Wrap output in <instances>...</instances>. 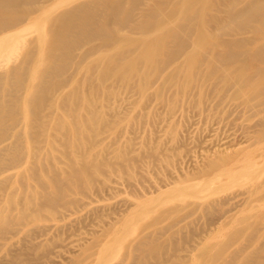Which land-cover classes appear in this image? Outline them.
I'll use <instances>...</instances> for the list:
<instances>
[{
  "label": "rangeland",
  "instance_id": "obj_1",
  "mask_svg": "<svg viewBox=\"0 0 264 264\" xmlns=\"http://www.w3.org/2000/svg\"><path fill=\"white\" fill-rule=\"evenodd\" d=\"M131 1L53 0L0 35V264H264V57L248 59L246 85L223 82L237 65L223 61L166 83L143 43L191 0H157L176 20L129 33ZM211 3L190 5L192 25L243 5ZM247 24L220 40L251 56L264 16Z\"/></svg>",
  "mask_w": 264,
  "mask_h": 264
},
{
  "label": "bare ground",
  "instance_id": "obj_2",
  "mask_svg": "<svg viewBox=\"0 0 264 264\" xmlns=\"http://www.w3.org/2000/svg\"><path fill=\"white\" fill-rule=\"evenodd\" d=\"M52 1L53 0H0V11L3 12V14L6 17L3 20V22L1 23L0 35L5 33L6 31H9V30H12V29H16L18 27H21V26H24L26 24H29V23L33 22L35 20L36 16L38 14H40V13H43L47 9V6ZM132 1H133V3L135 5H139V6L138 7H134V4L133 3H132L133 5L131 4L133 6V8H134V11H136V13L133 14V16H130L129 13L126 12V14L129 15V17H130V18L128 17L129 20L127 22H124V24H123L124 25L123 27H125L126 30H127L126 32L132 33V31L139 30V29L140 30H145V31L157 30V29H160L161 27H163L165 24H167L170 21L175 19L174 18L176 16V12L175 11H172V12H169V13L165 14V13H163L160 10H153L157 0H132ZM203 1H208L210 3L211 2L213 3V1L214 2H216V1L220 2L222 0H191V2L188 5L189 6V10L187 9L186 12H184V14L181 15L180 18L178 17V21L179 22L175 26H172L165 35H161V36H159L156 39V41H155L156 44L154 45V47H153V45H151L150 43H147L146 41L143 43V44H145L144 46L146 47L145 50L149 49V51L152 53V59L153 60L151 61V64H150L151 70L153 68L155 73L156 74L158 73L160 75L165 69L167 70L168 68H171L169 74L167 75V82H166V83H170L173 80L177 81V78L180 77V74L183 73L184 71L187 72V73L185 72L187 75H189V76L193 75L194 76L196 74L197 69L203 64L208 65L209 68L210 67H214L215 70H216L218 68H221L220 67L221 61H223V65L229 64V63H236L237 65L234 68L235 69V71H234L235 74L224 72L223 73V76H224L223 82H225V83H230L231 82L232 83L234 81L235 82L238 81V82L243 83V84L246 85L247 80L250 77L248 75V73L246 72L247 71V68H246L247 67V65H246L247 61H248L249 58H252V57L254 59H258L259 57H264V49L258 50L254 54H251V56H250V53H248V52H241V51L236 52V51H234V48L232 49V46L235 47V46L239 45V43L228 42V41L227 42H223L220 39L222 38L223 35L233 36L231 31L232 32H236L237 31V33L243 31L248 26L247 23H249L250 21H252L255 18L259 19L261 16H264V0H256V1H254V0L253 1H249V0H228V2H231V4L238 5L240 3H243V5L238 10H232V9L220 10V9L217 8V9H215V11L218 12V13H222L223 14L222 16L213 17L211 22H209L207 20H204V18H201L202 20L198 23V25L196 24V26H194V25L191 24V21L193 19L192 18L193 16L191 17V15L192 14H196V13H195V11L190 10V8H191L190 5H192V8H194V6L199 7L200 6L199 4H201ZM30 7H33V8H30ZM110 7H111V9L113 8L112 6H110ZM110 7H107V8H110ZM130 7H129V10H131L130 11V14H131V13H133L132 12L133 9H132V7L130 9ZM30 10H33V11L30 13ZM109 12H111V10ZM62 14L61 13H57L56 17L58 18V16H59V19H60L62 17L61 16ZM202 14H203V12H202ZM30 15L31 16L33 15V18H30ZM127 15H126V17H127ZM112 16H113V14H112ZM160 16H162L161 20H159ZM116 17H118V15H116ZM116 17L114 16V18H116ZM76 18H78V19L80 18L79 20L78 19L77 20L81 22L82 19L84 20L85 17L82 18L79 15V17L77 16ZM92 18H94V17H92ZM126 19H123L122 21H124ZM98 20H99V18L97 19V21ZM106 20H107V18H106ZM155 20H158V21L156 22ZM152 21H154V22H152ZM224 21H229L231 23H236L235 24L236 26L234 25L235 28H233V29L229 28V30H225V28H227L228 25H225ZM100 22H101V20H100ZM86 23H88V22H86ZM63 24H64V22H63ZM93 24H94V22H93ZM96 24H98V23H96ZM100 24H102V23H100ZM67 26L70 27V25H67ZM81 26H83V25H81ZM120 26H121V24H120ZM120 26H118V27H120ZM63 27H61L62 30H63ZM66 27H64V28H66ZM88 28L90 29V27H88ZM125 28L124 29L122 28L121 30L119 29L118 32H121L122 30H125ZM1 29H3V30H1ZM69 29L70 28H68V31H69ZM208 29H210V30L208 31ZM96 30H97V28H96ZM64 31H63V33H64ZM89 31H92V29L89 30ZM69 32H67V33H69ZM60 33H62V32H60ZM206 33H210V35H208ZM86 34H89V33H86ZM101 34L103 36V33H101ZM101 34H100V36H101ZM85 36H89V35H85ZM85 36H84V38L82 37L83 39L81 38L80 41L84 40ZM57 38H58V34L57 33L52 34L48 30L46 38L44 39V42H48L47 44H50L49 46H51V49L55 50V45H56L55 43L57 42L56 41ZM64 38H66V37H64ZM78 38H80V37H78ZM90 38H91V35L89 36L88 40H90ZM97 38H99V37H97ZM86 39H85V41H86ZM103 40H104V42L106 43L107 46H112L114 44V42L116 43V40H114V38H113L114 41H109V39L107 40L106 37L105 38L103 37ZM170 40L172 42H169ZM211 40H214L215 43L214 44H210ZM59 41H61V40H59ZM62 41L65 42L64 40H62ZM68 42H69V40H68ZM68 42H67V44H68ZM69 43H71V41ZM74 43L75 42H73V44ZM77 43L78 42H76V44ZM170 43H172V45H174V46H172V47L169 46ZM71 44H70V46H74V47L76 46L77 47V45H75V44L71 45ZM79 44H78V46H79ZM62 45H61V47H62ZM92 46H94V45H92ZM98 46L96 45V47H98ZM209 46H211V48H214V49L216 47L223 46L225 49H224V51H223V53L221 55L218 54V55L214 56L213 52L208 51V49H210V48H208ZM64 47H65V45H64ZM70 48L71 47H69L68 50H70ZM102 48H104V47L102 46ZM52 50H50V51L52 52ZM61 50H62V48H61ZM58 51H60V50H57V52ZM93 52H94V50H93ZM210 53H211V55H209ZM58 56H59V52H58ZM82 57H84V55H82ZM82 57H80V59L78 58L79 61L82 60L81 59ZM114 61H115V59H114ZM221 69H223V68H221ZM224 69H225V71H227L229 69V65H225ZM110 70H108V71L110 72ZM128 72H129L128 75H130V76L135 74V71H133V70H130ZM213 73H214V70H213V72L212 71H210V72L207 71L205 73L206 74L205 78L210 77ZM109 76H110L109 74L103 75L101 77V80L103 81V80L107 79ZM193 78H195V77H193ZM36 82L37 81H35V83ZM33 83H34V81H33ZM185 85H186V83H185ZM44 88H46V87H44ZM245 89L248 91V88L246 86H245ZM32 90H34V89H31V91ZM45 90L46 89L43 90V93H47L48 90L46 92H45ZM249 90L252 93L253 92L254 93L258 92L259 93V89L256 88V87H255V89L253 91L251 89H249ZM35 91H36V88H35ZM56 92H57V90H56ZM49 106H51V105H49Z\"/></svg>",
  "mask_w": 264,
  "mask_h": 264
}]
</instances>
